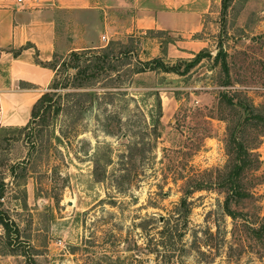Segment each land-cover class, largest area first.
Here are the masks:
<instances>
[{
  "label": "rangeland",
  "instance_id": "374dc122",
  "mask_svg": "<svg viewBox=\"0 0 264 264\" xmlns=\"http://www.w3.org/2000/svg\"><path fill=\"white\" fill-rule=\"evenodd\" d=\"M143 6L154 20L158 11L170 13L179 29L132 26L136 13L124 5L107 31L88 33L100 45L87 49L113 42L114 69L77 88V68L67 66L73 57L58 54L46 89L51 111L40 109L22 131L4 126L3 206L37 264H264V233L257 237L249 226L264 218V133L248 124L240 135L257 161L243 174L249 194L231 202L240 211L232 217L222 183L228 125L242 109L221 94L264 108V0H230L224 11L221 0ZM219 45L226 84L213 61ZM197 52L203 56L186 68ZM154 57L179 71L131 75L128 61ZM84 89L93 98L78 92ZM198 180L205 188L185 192ZM6 250L0 237V264H27Z\"/></svg>",
  "mask_w": 264,
  "mask_h": 264
},
{
  "label": "crops",
  "instance_id": "0c3cea01",
  "mask_svg": "<svg viewBox=\"0 0 264 264\" xmlns=\"http://www.w3.org/2000/svg\"><path fill=\"white\" fill-rule=\"evenodd\" d=\"M126 4L136 13L132 26L179 29L170 13L158 11L157 20L149 18L143 0H0V126H19L29 119L33 102L54 74L40 60L100 45V37L88 33L107 31ZM132 5L138 8L132 10Z\"/></svg>",
  "mask_w": 264,
  "mask_h": 264
},
{
  "label": "trees",
  "instance_id": "16d2710c",
  "mask_svg": "<svg viewBox=\"0 0 264 264\" xmlns=\"http://www.w3.org/2000/svg\"><path fill=\"white\" fill-rule=\"evenodd\" d=\"M230 0H221V9L224 11ZM112 43L101 47L99 50L92 49H82L84 51L71 50L70 54L74 59V63L68 64L67 66H72L77 68L74 72L75 82L72 86L77 88H83L86 82H90L93 78L98 75L99 70L102 68L107 70H112L116 66L112 62L113 53H112ZM90 50V51H87ZM162 50H165L164 48ZM82 54H86L90 57H85V65H77L75 61L79 59ZM112 54V55H111ZM58 54H54L53 57L48 61H39L44 65L54 68V61ZM203 56V53L197 52L194 57L185 62L186 68H189L194 65L195 62ZM214 63L219 64L222 76L223 83L226 84L229 81V66L226 59V50L222 45L218 46V50L213 57ZM132 64L129 71L131 75L139 73L145 69H154V68H163L165 70L179 71L177 65L165 64L162 59L159 57H154L148 60H142L136 58L134 61H128ZM50 91L44 90L38 98L33 102L30 109V117L27 122L23 125L17 126V130L22 131L30 126L32 120L39 115L40 109L42 111L50 110L53 106L54 101H52V95ZM80 94H85L89 99L93 98V92L88 91L87 89L78 91ZM221 94L226 98L227 102L230 104H237L242 109V117L228 125V141H229V155L231 154L228 167L223 175V186L227 190V194L224 198V209L226 212L235 217L239 215L240 211H237L231 207V202L239 200L245 196H248V191L243 183V174L246 169L253 168L255 166V157L252 153V147L245 143L242 136L243 128L248 124H255L260 126L262 132L264 133V108L253 104L245 99L234 100L233 97L228 95L226 91H222ZM60 103L57 105L58 110L61 109ZM4 126H0V139L2 137V130ZM241 135V136H240ZM11 172H13V165H10ZM205 180H198L194 185L189 186L185 192L189 193L196 189L205 188ZM6 182L3 177L0 176V226L2 228L3 234H0V237H3V247H7L6 252L9 253H19L23 254L26 257L27 264H37L33 253L29 252V246L26 245L25 241L21 238L20 228L15 220L10 216L8 209L3 206V198L6 192ZM184 200V197H183ZM252 232L261 237L264 233V218L258 223V225H249ZM5 252V249H3Z\"/></svg>",
  "mask_w": 264,
  "mask_h": 264
},
{
  "label": "built area",
  "instance_id": "2783aa9c",
  "mask_svg": "<svg viewBox=\"0 0 264 264\" xmlns=\"http://www.w3.org/2000/svg\"><path fill=\"white\" fill-rule=\"evenodd\" d=\"M1 110H2V107H1V105H0V112H1Z\"/></svg>",
  "mask_w": 264,
  "mask_h": 264
}]
</instances>
